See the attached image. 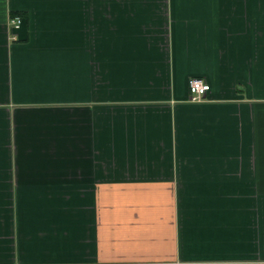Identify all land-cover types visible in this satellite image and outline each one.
I'll use <instances>...</instances> for the list:
<instances>
[{
  "label": "crops",
  "instance_id": "crops-1",
  "mask_svg": "<svg viewBox=\"0 0 264 264\" xmlns=\"http://www.w3.org/2000/svg\"><path fill=\"white\" fill-rule=\"evenodd\" d=\"M0 264H264V0H0Z\"/></svg>",
  "mask_w": 264,
  "mask_h": 264
},
{
  "label": "built area",
  "instance_id": "built-area-1",
  "mask_svg": "<svg viewBox=\"0 0 264 264\" xmlns=\"http://www.w3.org/2000/svg\"><path fill=\"white\" fill-rule=\"evenodd\" d=\"M23 20L21 17H16L10 21L13 29L21 28ZM190 102L200 103L205 100L207 94L210 92V85L199 78H191L189 80Z\"/></svg>",
  "mask_w": 264,
  "mask_h": 264
}]
</instances>
